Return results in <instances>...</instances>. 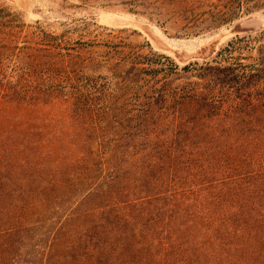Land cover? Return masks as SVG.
<instances>
[{"label": "trees", "instance_id": "1", "mask_svg": "<svg viewBox=\"0 0 264 264\" xmlns=\"http://www.w3.org/2000/svg\"><path fill=\"white\" fill-rule=\"evenodd\" d=\"M237 4L219 26L258 8ZM1 18L0 264L55 246L76 264H264V33L244 59L86 65L9 54Z\"/></svg>", "mask_w": 264, "mask_h": 264}, {"label": "rangeland", "instance_id": "2", "mask_svg": "<svg viewBox=\"0 0 264 264\" xmlns=\"http://www.w3.org/2000/svg\"><path fill=\"white\" fill-rule=\"evenodd\" d=\"M249 2L258 8L220 26L218 15L236 13L237 0H0V13L3 32L16 42L9 54H72L86 65L100 57L115 63L129 54H160L183 67L211 63L218 54L255 56L264 33V0ZM91 65L89 74L108 73ZM77 260V251L60 246L23 248L16 264Z\"/></svg>", "mask_w": 264, "mask_h": 264}]
</instances>
